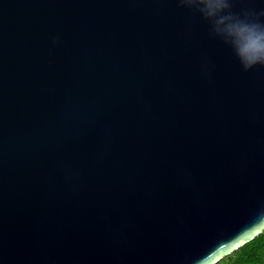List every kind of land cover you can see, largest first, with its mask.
<instances>
[{
    "label": "water",
    "instance_id": "water-1",
    "mask_svg": "<svg viewBox=\"0 0 264 264\" xmlns=\"http://www.w3.org/2000/svg\"><path fill=\"white\" fill-rule=\"evenodd\" d=\"M261 202L264 66L197 12L0 0V264H190Z\"/></svg>",
    "mask_w": 264,
    "mask_h": 264
},
{
    "label": "clouds",
    "instance_id": "clouds-1",
    "mask_svg": "<svg viewBox=\"0 0 264 264\" xmlns=\"http://www.w3.org/2000/svg\"><path fill=\"white\" fill-rule=\"evenodd\" d=\"M197 12L210 26V34L227 46L245 72L264 66V11H233V0H179ZM264 239V202L238 231L218 240L190 264H232L236 256L254 241Z\"/></svg>",
    "mask_w": 264,
    "mask_h": 264
},
{
    "label": "trees",
    "instance_id": "trees-1",
    "mask_svg": "<svg viewBox=\"0 0 264 264\" xmlns=\"http://www.w3.org/2000/svg\"><path fill=\"white\" fill-rule=\"evenodd\" d=\"M231 261L232 264H264V239L254 241L242 249Z\"/></svg>",
    "mask_w": 264,
    "mask_h": 264
}]
</instances>
